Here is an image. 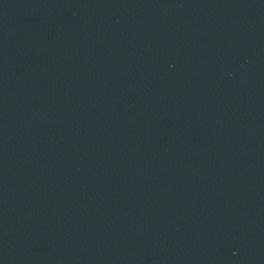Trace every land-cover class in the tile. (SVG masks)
I'll use <instances>...</instances> for the list:
<instances>
[{
  "label": "water",
  "instance_id": "1",
  "mask_svg": "<svg viewBox=\"0 0 264 264\" xmlns=\"http://www.w3.org/2000/svg\"><path fill=\"white\" fill-rule=\"evenodd\" d=\"M0 264H264V0H0Z\"/></svg>",
  "mask_w": 264,
  "mask_h": 264
}]
</instances>
